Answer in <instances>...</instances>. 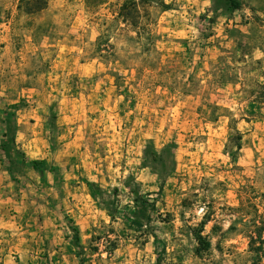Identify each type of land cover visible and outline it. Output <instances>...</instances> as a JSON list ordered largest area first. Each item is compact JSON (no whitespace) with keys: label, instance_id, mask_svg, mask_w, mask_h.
<instances>
[{"label":"rangeland","instance_id":"obj_1","mask_svg":"<svg viewBox=\"0 0 264 264\" xmlns=\"http://www.w3.org/2000/svg\"><path fill=\"white\" fill-rule=\"evenodd\" d=\"M124 1L28 14L0 0V160L15 181L0 206L36 201L45 264H264L250 247L264 219V0L232 13L225 0H137L128 20ZM6 128L44 173L7 155ZM135 183L155 207L142 228ZM204 219L212 247L199 256Z\"/></svg>","mask_w":264,"mask_h":264},{"label":"trees","instance_id":"obj_2","mask_svg":"<svg viewBox=\"0 0 264 264\" xmlns=\"http://www.w3.org/2000/svg\"><path fill=\"white\" fill-rule=\"evenodd\" d=\"M143 3H146V0H142ZM49 5V0H20V9H22L24 12L28 14H34L38 13L40 11L45 10ZM139 3L137 0H125L124 3L120 7L119 15H121L125 20H128L129 18L136 15V13H139ZM164 7H169L170 5L163 2ZM225 5L228 10V12L232 13L238 9H240L243 5L241 0H225ZM262 90V96L260 97L262 101H260L263 104L264 107V84H259ZM8 114V113H6ZM235 130L237 132L236 136V147L240 150L242 148L241 140H242V132L238 127H235ZM3 137L5 138L2 143V148L7 153L9 157H11V149H15L17 151V157L23 163L25 166L32 167L36 171L43 172L49 168V164L44 159H29L26 155V153L18 148L16 145V138L15 133H10L9 129L6 128L5 131H3ZM8 139V141H6ZM18 148V149H17ZM166 150H163L162 152H157L153 149H147L146 150V159L149 158V156H152L153 160L157 162L159 165H163L166 163ZM17 161L14 160V163ZM8 170L12 173V168L8 167ZM131 193L134 196V200L136 202V219L131 221V224L136 226V228H142L146 225V220H151L152 215L149 213L150 210L155 209L153 207L154 205L151 204V198L150 197H144L141 194L140 186L135 183L133 187L131 188ZM150 204V210L146 208V205ZM255 210L257 213H259V208L255 206ZM264 215V212H263ZM112 218L114 215H111ZM169 218H171V214H168V217L163 219V221H168ZM207 224L206 219L201 221V223L198 226L192 227V233L195 236V239L198 243V246L196 247L195 251L196 254L201 256V254L204 251H209L212 247L211 241L207 238V236L204 234L205 225ZM76 232L74 243L81 248L82 245L80 243V237H79V230L77 228L74 229ZM264 219L260 222L254 223V231L253 234L250 236V247L252 248V251L256 253L263 254L264 253ZM259 243V245H257ZM80 264H84L83 261H81Z\"/></svg>","mask_w":264,"mask_h":264},{"label":"crops","instance_id":"obj_3","mask_svg":"<svg viewBox=\"0 0 264 264\" xmlns=\"http://www.w3.org/2000/svg\"><path fill=\"white\" fill-rule=\"evenodd\" d=\"M14 183L15 181H10L9 172L0 160V187H8ZM35 202L30 196L23 195L19 200L7 196L6 203H3L8 209L18 207L21 213L0 212V264H45L41 255L42 252L45 254L46 248L42 247L45 243L40 242H42L43 228L48 225L45 216L42 215L41 218L38 213ZM1 207L2 205L0 211L3 208ZM16 229L21 230L22 236L19 248L14 242ZM45 232L48 231L45 229Z\"/></svg>","mask_w":264,"mask_h":264}]
</instances>
